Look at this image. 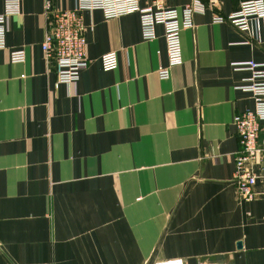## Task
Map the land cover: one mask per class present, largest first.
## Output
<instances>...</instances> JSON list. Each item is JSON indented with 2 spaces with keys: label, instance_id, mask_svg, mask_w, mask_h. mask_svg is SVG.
<instances>
[{
  "label": "crops",
  "instance_id": "obj_1",
  "mask_svg": "<svg viewBox=\"0 0 264 264\" xmlns=\"http://www.w3.org/2000/svg\"><path fill=\"white\" fill-rule=\"evenodd\" d=\"M242 1L202 0L163 81L164 29L145 42L138 14L83 10L90 64L76 85L55 86L40 48L46 6L76 0H20L0 50V264H264V179L239 198L232 123L254 109L239 89L250 74L234 65L264 63L261 26L251 37L212 22ZM163 2L178 11L190 0ZM18 49L24 62L10 63ZM111 52L118 66L105 72L99 58ZM262 167L264 157L246 164Z\"/></svg>",
  "mask_w": 264,
  "mask_h": 264
},
{
  "label": "built area",
  "instance_id": "obj_2",
  "mask_svg": "<svg viewBox=\"0 0 264 264\" xmlns=\"http://www.w3.org/2000/svg\"><path fill=\"white\" fill-rule=\"evenodd\" d=\"M149 5L140 6L139 0H76L73 9L65 11H50L46 6V14L50 17L48 32L42 41L44 60L53 63L55 86L76 85L80 73L87 69L90 62L87 58L86 40L83 34V23L80 13L83 10H100L104 18L114 19L130 14H138L141 36L143 41L156 38V26L164 29L166 44L167 67L157 70L160 80L168 79L170 68L182 63V44L180 34L185 29H193V16L204 13L205 5L202 0H190L180 10L164 7V0H149ZM215 0H208L213 3ZM20 12V0H7L0 14V50L5 48L9 20ZM259 21L260 41L264 44V0H248L240 3L237 12L226 15H214L215 24L229 23L248 36L254 37L252 22ZM23 49L9 53L10 63L24 62ZM102 70L114 71L118 66L116 52L106 53L99 58ZM235 69L247 70L250 77L239 87L252 95L254 109L235 114L232 123L240 142V151L234 160L233 180L238 189L239 198L250 200L253 197L252 185L264 179V167L257 173L248 170L246 164L253 162L260 165L264 157V63L254 61L234 65ZM154 264H184L182 259H168ZM233 264V263H232Z\"/></svg>",
  "mask_w": 264,
  "mask_h": 264
}]
</instances>
